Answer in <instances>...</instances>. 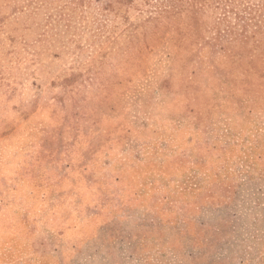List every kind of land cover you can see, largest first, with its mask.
Here are the masks:
<instances>
[{
    "label": "rangeland",
    "instance_id": "374dc122",
    "mask_svg": "<svg viewBox=\"0 0 264 264\" xmlns=\"http://www.w3.org/2000/svg\"><path fill=\"white\" fill-rule=\"evenodd\" d=\"M0 264H264V0H0Z\"/></svg>",
    "mask_w": 264,
    "mask_h": 264
}]
</instances>
